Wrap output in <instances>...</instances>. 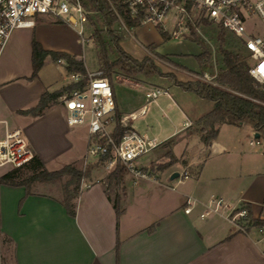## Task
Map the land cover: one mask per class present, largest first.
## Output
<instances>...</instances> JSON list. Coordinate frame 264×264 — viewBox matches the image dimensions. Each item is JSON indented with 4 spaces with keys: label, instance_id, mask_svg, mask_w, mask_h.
I'll list each match as a JSON object with an SVG mask.
<instances>
[{
    "label": "crops",
    "instance_id": "0c3cea01",
    "mask_svg": "<svg viewBox=\"0 0 264 264\" xmlns=\"http://www.w3.org/2000/svg\"><path fill=\"white\" fill-rule=\"evenodd\" d=\"M35 26L36 23L14 29L0 56V121H5L8 129L20 128L44 166L53 162L58 169L75 161L66 154L73 150L82 125H67L65 110L59 106H50L39 116L18 113L34 106L44 91L52 92L69 83L66 76L59 82L43 75L49 56L38 77L29 79L33 37L46 50L65 51L45 44L33 31ZM72 55L81 58L78 53ZM58 65L65 70L63 64ZM116 77L131 87L149 86ZM168 98L172 100L171 94ZM114 99L120 112L115 91ZM197 118L185 120L184 126L192 127ZM243 125L254 135L255 130L247 124L229 126ZM4 127L0 123V136ZM220 128L221 125L209 145L200 140L208 151L203 160H191L186 150L180 155L173 152L178 158L175 164L192 171L172 185L162 182L160 174L156 180L139 179L134 183L129 173L117 185L107 177L108 171L101 162L84 178L74 200V216L67 214L61 197L55 194L33 187L25 194L23 186L1 183L0 233L11 239L12 264H264V239L256 230L230 233L225 210L205 217L199 215L211 196H222L231 208L249 204L251 215L264 219L262 150L257 146L245 148V140L233 129L228 131L229 137H219ZM85 139L87 149L88 131ZM169 139L172 137L165 140ZM58 161L70 162L60 165ZM117 194L122 207L119 216L113 208ZM188 204L191 211L185 213L183 209Z\"/></svg>",
    "mask_w": 264,
    "mask_h": 264
},
{
    "label": "built area",
    "instance_id": "2783aa9c",
    "mask_svg": "<svg viewBox=\"0 0 264 264\" xmlns=\"http://www.w3.org/2000/svg\"><path fill=\"white\" fill-rule=\"evenodd\" d=\"M116 18V25L121 32L130 33L131 27L151 24L158 32H165L170 38L194 39L202 34L203 29L215 27L216 33L223 29L236 37L248 55V73L259 83H264V0H105ZM94 13L81 0H0V56L6 42L16 28L30 27L39 14H48L54 18L67 20L77 30L81 42L84 37V25L89 26L88 15ZM170 22L172 29L165 26ZM91 27V26H90ZM262 27L263 32L259 31ZM91 39V36H90ZM92 40V39H91ZM57 63L65 65L63 59ZM70 84L84 83L70 91H63L57 98L58 105L65 110V121L69 126L86 125L89 142L87 153L103 159L104 168L109 172L117 164L127 169L133 176V182L139 179L156 180V176L141 169L138 159L157 147L161 142L156 137L141 135L133 129L124 131L116 139L113 135L115 124V99L112 85L107 76L99 70L89 71L87 75L68 71ZM203 81L215 84L214 75L204 72L199 76ZM170 96L167 89L149 85L145 87L144 104L136 110L123 114L119 118L122 125L143 116L149 104L159 96ZM164 113V112H163ZM4 133L0 136V174L6 169L21 167L29 163L35 153L20 128L8 129L5 121ZM189 125V122L185 123ZM249 145L262 148L264 139L253 137ZM181 174V175H180ZM187 171L179 173L186 177ZM189 213L191 206L184 207ZM226 211L225 218L230 222V233H248L254 229L264 239V225L253 223V216L242 205L231 208L222 196H211L204 204L200 217Z\"/></svg>",
    "mask_w": 264,
    "mask_h": 264
},
{
    "label": "trees",
    "instance_id": "16d2710c",
    "mask_svg": "<svg viewBox=\"0 0 264 264\" xmlns=\"http://www.w3.org/2000/svg\"><path fill=\"white\" fill-rule=\"evenodd\" d=\"M81 1L89 10L94 12L88 15V21L92 27L91 39L96 56L97 70L108 77L111 85L113 77L122 76L152 86H158L153 83L155 81L165 80V82L172 83L184 91H192L197 97L211 104V109L193 123V126L197 128L196 132L200 140L205 145H209L217 137L219 125L221 124H247L258 131L260 137L264 138V83H259L248 73V55L243 50L241 42L232 34L221 29L215 35L216 51L219 56L217 73L213 78L215 84L199 79L182 81L173 72L163 71L155 59L149 55L137 59L123 50L120 46L122 32L117 27L116 18L105 0ZM160 34L164 39L170 37L165 32H160ZM194 39L201 48L200 52L194 55L198 64V72H195V74L200 76L211 67L212 53L203 40L198 39L196 35H194ZM150 48L154 51L155 46L150 45ZM156 54L160 58H165L173 63L167 55ZM46 56L54 61L63 59L67 71H76L85 76L87 75L83 59L65 51L46 50L33 37L31 40L32 73L29 79L38 77V72ZM83 83L84 81H80L77 84L65 85L52 92L44 91L34 106L20 109L18 113L31 116L42 115L51 104L58 103L57 98L63 91H70L80 87ZM120 116L121 114L116 110L115 104L113 115L115 124L112 135L116 139L124 131L132 129L129 124L122 125L119 122ZM172 142V139H169L158 145L166 150L156 162L151 164V167L153 164H157L158 170H164L178 162V158L172 151ZM98 161L102 162L103 159H98ZM182 164L184 165L185 162L182 161ZM25 166L30 168L31 173L22 176L20 169ZM91 169L92 165H88L86 169H79L73 164H65L58 169L48 170L41 159L34 155L26 165L2 172L0 174V184L23 186L25 194H29L34 182H55L67 176L61 187L62 196L60 201L67 214L74 216V200L79 193L81 180L90 175ZM141 169L146 170L147 168L141 166ZM126 174V167L117 164L113 170L108 172L107 177L113 180L115 184L120 185L123 183ZM242 206L246 207L251 214L249 204H242ZM113 208L117 216L122 213L118 194L113 200ZM253 223L264 225V219L253 217ZM0 235L4 243L10 246L11 239L4 234L0 233Z\"/></svg>",
    "mask_w": 264,
    "mask_h": 264
},
{
    "label": "rangeland",
    "instance_id": "374dc122",
    "mask_svg": "<svg viewBox=\"0 0 264 264\" xmlns=\"http://www.w3.org/2000/svg\"><path fill=\"white\" fill-rule=\"evenodd\" d=\"M35 23L36 26L33 31L43 39L45 44H51L57 49L63 48V50L70 54L78 53L81 57L80 59H83L84 61L87 73L89 71L97 70L95 51L92 40L90 39L92 33V27H90V25H84L83 35L88 38V41L82 43L81 38L77 33L80 25L73 26L67 20L57 19L48 14L37 15L35 17ZM172 27L173 26L170 22L165 26L168 30H171ZM130 30V33L123 31L120 40V46L128 54L137 59L149 55L155 59L156 63L163 71L173 72L179 80L186 81L189 79H199L203 81L195 74V72H198V64L194 55L201 50L200 45L195 39L184 37L178 39L169 37L164 39L160 32H158L157 28L151 24L133 26ZM259 31L263 32L262 27L259 28ZM197 38L203 40L212 53L211 67L206 71L207 74L209 76L216 75L219 56L216 51L215 27L210 26L203 29V33L198 34ZM150 45L155 46L154 51L150 48ZM156 53L167 55L174 64L167 61L165 58H160ZM53 61L54 60L50 57L47 59V62L44 65L43 75L46 79H58L59 82H63L68 71L66 69L63 70L58 63ZM153 83L167 89L172 96V100H170L166 94H162L154 102L149 104V109L143 116L129 121L128 124L139 134L148 137H156L160 142L168 137H172V151L176 155H180L186 150V154H188L191 160L196 159L197 162L203 160V158L206 157L205 155L208 154V151L203 149V144L196 133L197 128L195 126H184L183 122L189 119L194 120V118L208 112L211 109V104L197 97L192 91H183V94H181L180 92L182 90H180L178 86L165 82V80H158ZM112 84L120 112H129L137 104L144 103L145 89L143 87H131L128 82L119 80L116 76L113 77ZM51 106L59 105L58 103H54L51 104ZM180 106L184 108L189 117L181 110ZM162 110L165 111L164 116L161 115ZM74 127L72 128L75 129ZM177 128H180V130L172 134L171 132ZM230 129L235 130L237 135L245 140V148H251L248 143L254 135L250 133L247 126L233 127L227 124H221L219 137H229L228 131ZM79 130L80 131L76 134L74 148L73 150L71 149V152H67L66 157H71L75 160L71 164L76 168L86 169L88 165H92L93 169L95 166L101 164V162H92L95 157L87 153L85 139V135L87 136V126H80ZM257 147L262 150L261 147ZM165 150L166 149H163L162 146L155 147L138 159V165L147 168L146 171L152 175L156 176L157 174H160L162 182L171 183L172 185L176 180L181 178L178 177L169 180V176L172 172H191L192 169H190V171L189 169H184L180 164H173L164 170H158L157 164H153L151 167V164L156 162ZM68 162L70 161H58V164L63 165ZM46 167L49 170L57 168L53 162L48 163ZM103 169L106 170L104 167ZM20 173L22 176H27L31 173V170L29 167L25 166L20 169ZM66 179L67 176L63 177L60 181L55 182H34L32 187L37 191L47 192L61 197V187ZM83 180L84 179L81 180L80 186ZM11 260L10 246L7 243H4L0 235V264H12Z\"/></svg>",
    "mask_w": 264,
    "mask_h": 264
},
{
    "label": "water",
    "instance_id": "95a60500",
    "mask_svg": "<svg viewBox=\"0 0 264 264\" xmlns=\"http://www.w3.org/2000/svg\"><path fill=\"white\" fill-rule=\"evenodd\" d=\"M254 137H259V132L254 131ZM178 177H179V172L178 171H174V172L171 173L169 179L173 180V179H176Z\"/></svg>",
    "mask_w": 264,
    "mask_h": 264
}]
</instances>
